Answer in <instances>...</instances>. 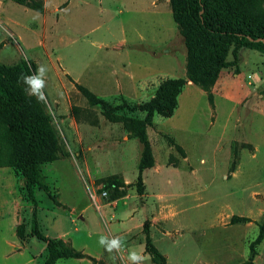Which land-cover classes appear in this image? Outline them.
<instances>
[{
	"label": "rangeland",
	"instance_id": "obj_1",
	"mask_svg": "<svg viewBox=\"0 0 264 264\" xmlns=\"http://www.w3.org/2000/svg\"><path fill=\"white\" fill-rule=\"evenodd\" d=\"M90 2L82 8L73 10V13L80 12L77 15L80 21L77 22L78 31L91 32L87 37H83L82 41L81 38L78 39L74 45L75 50H81L82 46L93 52L99 48L101 42L104 48L120 49L130 46L131 49L139 47L147 52L156 53L155 58L147 62V67L150 68L142 70L138 75L144 80H149L150 85L135 97L139 102L129 104L130 107L142 102L141 100L145 101L150 94L153 95L159 81L165 78L163 76L165 73L185 78L183 37L172 21L169 11L157 13L153 11L156 6H151L149 10L140 12L137 0H101L100 3L97 0H90ZM161 2L163 0L157 2L158 8ZM35 14V11L31 9L26 11L23 6L11 0H4L0 5V64L12 65L21 58L33 62L29 57L35 49V36L28 25L36 21ZM167 33L173 34L171 42L160 41ZM66 34L75 35L70 31ZM137 34L143 39L140 40ZM122 35L126 41L120 44L118 39ZM167 49L173 51L169 56L165 52ZM63 50L67 51L68 47L63 46ZM226 59L232 60L230 51ZM229 67H232L230 71L232 74L239 75L232 76L231 73L219 75L218 88L222 94L232 95L233 99L245 98L246 101L240 104L224 103L222 109L224 113H218L217 117L212 119V125H209L211 121L206 106L207 99L201 93V89L195 86L181 93L178 108L169 119L154 114L150 123L145 126V133L147 131L150 140L149 142L146 136L152 157L151 166H154L155 157L161 164L177 167L181 173L175 176L168 175L173 180L175 178L181 190L200 191L197 198L183 197L175 200L176 202L168 198L160 199V202H163L161 208L170 214V219L177 214L173 220L167 222V228L158 229L159 232H165V229L167 231L158 242L160 249L168 257V264H198L202 259H206V264H243L248 254V245L257 234L256 224L264 221V183L243 182L246 177L249 181L261 178L262 167L256 169L254 177L244 175L240 182L233 184L236 190L245 187L244 195L231 193L232 198L220 193L214 195L213 187L224 188L230 183V171L237 158L233 156L228 164L229 146L246 141L248 143L242 146L247 147L248 151L252 148L251 144H256L260 150L264 147V97L259 100L257 96L264 93V55L256 50L241 49L234 64ZM86 73L92 72L88 69ZM101 73L106 74L108 89L113 87L112 80L115 74L112 69L104 68ZM24 85L26 92L30 94L31 85L25 83ZM39 91H43V87ZM36 94L38 93H33L40 106L51 117L50 123L60 147L61 156L58 158H68L66 161L65 159L56 161L50 166H48L50 161L42 163L41 181L45 184L46 181L56 182L60 187L61 199L68 205L89 204L84 215L88 217L90 232L95 234L94 222L100 220L99 210L87 191L96 195L94 202L99 204L121 196L127 190V186L136 187L135 179L131 183H124L123 173L126 177L132 176L128 171L132 170L135 164L137 169L141 143L126 126L127 122L108 119L102 107L89 105L79 92L68 107L69 117L63 120H60L61 116L52 105L45 103L43 97L38 99ZM108 103L114 108L121 107V103L117 101ZM112 110L110 111L114 114L128 116L127 109ZM133 112L136 115L131 118H143V112L137 110ZM66 129L71 130L72 134L68 135ZM171 138L175 143L184 145L187 160H182L184 153ZM200 159H203V162H200ZM248 162L246 160L244 170L254 167L253 163ZM261 163L259 161L257 166ZM7 170L14 178L9 184L11 190L13 188L14 196L10 195L9 198L13 197L20 204V195L23 194L21 183L10 167ZM77 173L82 176L85 184L78 179ZM1 175L7 176L4 173ZM50 191L54 192L52 189ZM37 196L42 208L39 229L43 233L44 229L48 228V220L53 217L55 223L62 227L70 224V218L75 214L69 215L68 207L55 208L49 212L46 207L51 200L47 194L42 190ZM25 202L31 206L26 199ZM134 202L139 204L138 198L120 199L116 209ZM116 209L108 205L103 207L107 214L113 213L115 217H119ZM231 215L248 216L250 221L230 224ZM21 221L19 217L15 230L17 226L23 224ZM173 225L177 227H172ZM142 236V230L134 231L121 237V242L139 241ZM108 239L111 240L110 237ZM261 241L254 247L256 253L253 256V264H264V239ZM14 248L10 246V250ZM104 252L106 258L100 261V264H121L117 249L109 252L105 248ZM7 263L14 264L15 261L9 262L8 259ZM0 264L3 263L0 261Z\"/></svg>",
	"mask_w": 264,
	"mask_h": 264
},
{
	"label": "crops",
	"instance_id": "obj_2",
	"mask_svg": "<svg viewBox=\"0 0 264 264\" xmlns=\"http://www.w3.org/2000/svg\"><path fill=\"white\" fill-rule=\"evenodd\" d=\"M3 1L4 0H0V5L3 4ZM100 1L101 0H97L98 3H100ZM40 2L42 5L41 12L28 8L24 5H20L23 6L24 10L26 11L31 9L36 12V21L28 25L30 27L29 29L33 31V35L35 36V49L30 54L31 56L29 58L34 63L36 73L40 66H44L46 68V72L37 74L38 78L44 82V85L42 86L44 91L43 99L46 101L45 103L52 105L56 109V113L61 116L60 120L67 119L69 117L68 107L70 106L73 98H75L76 94L78 93V90L75 88V84L82 85L95 96L107 102L117 101L127 104L139 102L135 97L140 95L146 86L149 87L150 85L149 80H144V78L138 76L140 74L139 72L148 68L147 62L152 61L155 58L156 53L154 51L147 52V50H142L139 47H132L131 49L130 46L120 49L117 47L104 48V46L101 45V42H99V48L93 52H90L86 47L85 49L82 48L81 44V50H75L74 45L78 39L81 38L82 41L83 37H87L89 34H91V32L87 33V30L78 31L79 28H77V22L80 21L77 19V15L80 12L73 13V10L88 5L91 3L90 0H40ZM157 2H159V0H137V4H139L140 7L138 11L145 12L149 10L151 6H156L155 10H153L154 12L157 11V13H168L169 11L171 15L168 0H163V2L160 4V8H158ZM81 17L82 15L80 14V18ZM24 29L26 28L24 27ZM68 31H70L72 35H75H67L66 32ZM10 34L14 35L11 32ZM137 35L140 40L143 39L140 34ZM172 36L173 34L171 35L170 33H167L165 36L160 38V41H168L170 43ZM15 38L18 40L17 37ZM125 41L124 35L118 39V43L120 44ZM63 46L68 47V50H63ZM101 48L104 49L102 50ZM241 49L244 48H239L237 50V55H239ZM165 52L168 54V56L173 53V51L168 49L165 50ZM102 68H110L115 74V78L112 80L113 87L111 86L110 89H108L107 82L105 81L106 74L103 75L101 73L103 70ZM231 68L229 66L222 68L219 72V75H228V73L230 75ZM88 69L92 72L91 74L86 73ZM233 75H239V73H233L232 76ZM163 76L174 77L169 76L166 73ZM218 78L210 87L209 92L211 94V101L208 100L206 92L202 89L200 90L207 99L206 106L207 109H209L211 121L209 122V125L213 124L212 119L216 118L218 113H224V111H222L224 108V103L225 105L226 102L240 104L246 101L245 98L239 97L233 99L231 97L232 95L224 93L222 94L218 88ZM195 86L196 85L190 81H186L181 92L177 96V105L174 111L178 108V99L181 93L186 89ZM151 96L152 95L150 94L146 99ZM257 96L260 100L262 97H264V93L257 94ZM134 115L136 114L133 111H128V116ZM171 116L166 117V119H169ZM66 132L68 135L72 134L71 130L69 129H66ZM197 135L200 134L197 133ZM146 136L149 140L147 131ZM123 137L124 140H126V136L124 135ZM172 142H174L173 139ZM244 143L248 142L242 141L239 144L229 146V157L227 159L228 164L232 160L233 156L237 158L234 161V167L230 171V183L224 188L217 186L213 187L214 195L220 193L223 196L229 198H232L231 193H242V195H244L246 191L245 187L241 188L240 190H236L234 189L236 186H233V184L240 182L244 175H250L254 177V172L256 169H260L261 167V178H253L252 181H249L248 177H246V180L244 179L243 182H246L245 184L250 182L264 183V147L262 150H260L259 146L256 144H251L252 148L248 151L246 149L247 147L242 146ZM125 145L123 144V146ZM235 145L238 146L235 147ZM177 146H179L184 153L182 160H187L184 145L181 143L177 144ZM260 156L262 157L261 160L259 159ZM63 159L66 161L68 158L54 159L48 163V166ZM246 160H248L250 163H253L254 167L249 170H244L243 167L246 164ZM259 161L262 163L260 166H257L259 165ZM200 162H203V159H200ZM7 168L8 167H0V261L3 264H8V259L9 262L15 261L14 264H42L46 258V249L44 243L29 234V217L31 213V206L25 202L23 194L20 195V204L18 201L16 202L13 197L9 198L10 195L14 196L12 193L13 188L11 190L9 186V184L13 182L14 178L12 177L13 175L11 176L8 174ZM133 169L128 171L132 173V176L128 175L126 177L123 173L124 183H131L134 181V179H136V164L133 166ZM2 173L6 174L7 176L3 177L1 175ZM178 173H181L180 169H177V167L173 165L161 164L154 157V166L144 168L141 171L143 189L140 194H137L136 187L131 185L129 187L127 186L125 193L119 197L104 201L103 203L99 204H95L93 201V204L99 210L98 212L100 217L99 221L96 220V222H94L95 234L90 232L88 225L89 220H87L88 217L84 215L89 204H85L83 206L82 204L68 205L61 199L60 187L58 184H56L54 181H46V184L49 186V188L54 190L53 193L55 194L56 200L59 203L55 204L47 196L51 200V203L48 204L46 210L52 212L55 208L58 209L59 207H68V214L75 215L73 218H70V224L67 227H62L61 225L56 224L53 217L48 220V228L44 229V233L41 230L40 231L46 237L60 239L71 248L81 251L83 254L92 258L60 257L55 260L54 264H100V261L102 262L106 258V254L104 252L105 247L99 243L100 237L106 236L107 238L110 237L111 239L114 237L121 238L131 232L141 231L144 220L149 222L148 235L152 245L164 257V263L168 264V257L166 253L160 249V243L158 242L160 239H162L164 233H167V231L165 229V232H159L158 229L159 227L167 228V222L173 220L177 214L175 217H171L170 219V214H168L166 210H162L163 208L161 207L163 202H160V199L168 198L171 201L172 199L177 201L180 198L189 196L197 198L199 197L197 194L200 192L199 190H181V187L175 181V178L173 180L168 175L172 174L175 176L178 175ZM77 177L83 184H85V181L81 175L78 174ZM226 178L227 176H225V179ZM39 191L42 190L40 187L36 186L34 188V198L36 200L35 212L38 227L40 222V212L42 209L40 207V200L37 196ZM87 193L89 194L88 191ZM134 198H138L139 204L134 202V204L129 206L116 209L117 203L120 199ZM106 205L114 207L117 210L116 212L118 213L119 217H115L113 213L107 214L104 212L103 207ZM19 217L23 223L22 238H19L15 232V225ZM101 226H103V228ZM175 226L176 225H173L172 227ZM31 245H33V248H31ZM10 246L15 248L10 250ZM133 251L145 257L143 264H154L151 261L150 255L145 250L144 234L139 241L121 242V247L119 250H117L120 263L133 264V262L129 259V254ZM206 263V259H202L199 260L198 264Z\"/></svg>",
	"mask_w": 264,
	"mask_h": 264
},
{
	"label": "trees",
	"instance_id": "obj_3",
	"mask_svg": "<svg viewBox=\"0 0 264 264\" xmlns=\"http://www.w3.org/2000/svg\"><path fill=\"white\" fill-rule=\"evenodd\" d=\"M28 8L42 11L40 0H11ZM171 17L183 37L185 48V78L161 79L154 94L135 106L121 102V107H111L107 101L95 96L82 85L75 88L89 105L103 108L112 121L127 122V127L141 143V156L137 164L135 186L137 194L143 189L141 171L152 165L145 126L154 114L161 117L172 115L177 96L187 80L206 92L211 101L210 87L222 68L232 66L239 48H248L264 54V0H168ZM232 60H227L228 53ZM35 73L34 63L21 58L12 65L0 64V167H10L31 205L29 234L44 243L46 258L42 264H54L60 257L81 258L89 256L71 248L60 239L46 237L39 229L36 219L34 188L40 187L55 203V194L41 181L42 163L57 159L60 147L50 115L44 112L34 95L26 92L23 76ZM131 104V103H130ZM127 109L143 112L142 119L121 116L110 110ZM112 110V111H113ZM125 125V124H124ZM180 149V147L178 146ZM181 150V149H180ZM247 216L231 215L229 223L249 222ZM257 234L248 245L243 264H253L255 245L264 235V221L257 223ZM149 223L144 220L145 250L154 264H165L164 257L152 245L148 235ZM16 235L22 238L23 224L16 227ZM92 259V258H90Z\"/></svg>",
	"mask_w": 264,
	"mask_h": 264
},
{
	"label": "clouds",
	"instance_id": "obj_4",
	"mask_svg": "<svg viewBox=\"0 0 264 264\" xmlns=\"http://www.w3.org/2000/svg\"><path fill=\"white\" fill-rule=\"evenodd\" d=\"M46 71L47 70L44 66H40L38 68V71L36 74L22 77L23 82L25 84L31 85L32 91L30 92V94L33 95V93H38V94H36L38 99L42 98L44 95L43 91H39L42 88V86L44 85V82L38 78L37 74H41V73H44ZM99 243L101 245H103L107 251L111 252L113 249H117V250L120 249L121 238L114 237L111 240H109L106 236H101L99 239ZM129 259L133 262V264H143L145 257L143 255L133 251L129 254Z\"/></svg>",
	"mask_w": 264,
	"mask_h": 264
},
{
	"label": "built area",
	"instance_id": "obj_5",
	"mask_svg": "<svg viewBox=\"0 0 264 264\" xmlns=\"http://www.w3.org/2000/svg\"><path fill=\"white\" fill-rule=\"evenodd\" d=\"M90 198L94 201L96 195H93L92 193H89Z\"/></svg>",
	"mask_w": 264,
	"mask_h": 264
}]
</instances>
